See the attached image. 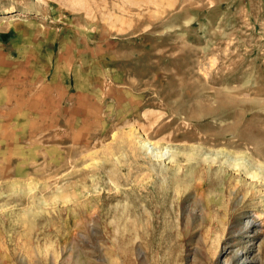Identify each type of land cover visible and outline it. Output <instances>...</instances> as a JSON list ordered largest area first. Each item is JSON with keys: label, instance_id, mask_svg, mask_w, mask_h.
<instances>
[{"label": "rangeland", "instance_id": "rangeland-1", "mask_svg": "<svg viewBox=\"0 0 264 264\" xmlns=\"http://www.w3.org/2000/svg\"><path fill=\"white\" fill-rule=\"evenodd\" d=\"M24 105L0 264H264V0H0Z\"/></svg>", "mask_w": 264, "mask_h": 264}, {"label": "crops", "instance_id": "crops-1", "mask_svg": "<svg viewBox=\"0 0 264 264\" xmlns=\"http://www.w3.org/2000/svg\"><path fill=\"white\" fill-rule=\"evenodd\" d=\"M10 37V35H8V34H5V35H3V37L2 38H4V40L5 41H7V39ZM10 39V38H9ZM7 85V88H8V90H10V91H14V90H11L10 88H15V84L13 85V86H10L9 87V85L8 84H6ZM24 90H26V89H24ZM42 91V90H41ZM79 91H73V93L72 94H70V95H72L73 97H77V93H78ZM80 93V92H79ZM21 98H22V96H19L18 98H15L14 97V101L16 100H21ZM75 100H78V99H75ZM74 100V101H75ZM27 103V102H26ZM26 103H25V105H26ZM25 105H24V107H22V109H20V108H18V107H14V109L13 110H10V111H7L6 109H4V108H0V131L2 132V133H4L3 134V137L4 138H8V134H10L11 133V124H13L15 121L17 122H19V120H16V118H22V117H28L29 116V119H28V122H30V123H32V124H34L33 122V115H32V110L30 111V110H25ZM78 106H83L81 103H79V102H77V107ZM13 111H14V115H12L13 114ZM77 114H74V116H76ZM73 116V117H74ZM75 121V120H74ZM11 139H13V138H11Z\"/></svg>", "mask_w": 264, "mask_h": 264}, {"label": "bare ground", "instance_id": "bare-ground-1", "mask_svg": "<svg viewBox=\"0 0 264 264\" xmlns=\"http://www.w3.org/2000/svg\"><path fill=\"white\" fill-rule=\"evenodd\" d=\"M209 77V76H208ZM212 90V89H211ZM143 92V91H142ZM146 95V94H145ZM248 97V96H247ZM255 98V97H254ZM164 115V114H163ZM132 131V130H131ZM134 131H135V129H134ZM133 131V132H134ZM256 131V130H255ZM135 132H137V131H135ZM130 134V133H129ZM139 135V134H138ZM142 135V134H141ZM130 136H131V134H130ZM127 137H129V135L127 136ZM134 137H135V139H136V142H137V144H139L140 146H141V148H143L146 152H149L150 154H151V156L153 155L152 153H154L155 151L157 152V150L159 149V145H158V143H156V142H151V141H149V140H147V139H143L142 137L140 138V139H138V136H135L134 135ZM130 138H132V137H130ZM131 141V140H130ZM123 143V142H122ZM121 146V145H120ZM125 146V145H124ZM123 146V147H124ZM234 146V145H233ZM232 146V147H233ZM134 147V146H133ZM122 149V148H121ZM254 149V148H253ZM128 150V149H127ZM136 150H138V149H136ZM143 150V151H144ZM210 150V149H209ZM124 151V150H123ZM139 151H142V150H140L139 149ZM142 151V152H143ZM144 151V152H145ZM131 152V151H130ZM136 152V151H135ZM155 152V153H156ZM154 153V154H155ZM168 153V151L166 150V151H163V150H161V156H163V155H166ZM237 153V152H236ZM258 153V152H257ZM123 154V153H122ZM127 154V153H126ZM130 154V153H129ZM138 154V153H137ZM150 154H149V156H150ZM134 155V154H133ZM139 155V154H138ZM158 155V154H157ZM189 155H190V153H189ZM140 156V155H139ZM143 156H145V155H143ZM142 156V157H143ZM219 156V155H218ZM127 157V156H126ZM129 157V156H128ZM193 157V156H192ZM227 157V156H226ZM122 158H123V156H122ZM152 158V157H151ZM120 159V158H119ZM137 159H138V157H137ZM194 159V158H193ZM250 159V158H249ZM123 160V159H122ZM119 161V160H118ZM121 162V161H120ZM127 162V161H126ZM196 162V161H195ZM139 164V163H138ZM231 164V163H230ZM251 164V163H250ZM141 166V165H140ZM231 166V165H230ZM233 166V165H232ZM231 166V167H232ZM143 167V166H142ZM169 169V167L167 168V170ZM147 170V169H146ZM121 171V170H120ZM132 172V171H131ZM135 172V171H134ZM181 174V173H180ZM179 177V176H178ZM117 178V177H116ZM125 178V177H124ZM112 179H114V178H112ZM118 182V181H117ZM119 183V182H118ZM158 185V184H157ZM238 188H239V186H237ZM135 188V187H134ZM144 188V187H143ZM236 188V187H235ZM126 190V189H125ZM239 190V189H238ZM117 191V190H116ZM140 194V193H139ZM142 196V195H141ZM260 217V216H259ZM252 221H248L247 222V227L249 228V226H251L252 225ZM232 263V262H231Z\"/></svg>", "mask_w": 264, "mask_h": 264}]
</instances>
